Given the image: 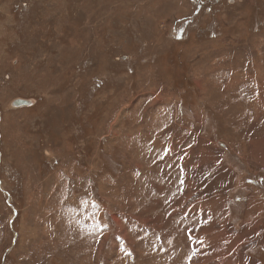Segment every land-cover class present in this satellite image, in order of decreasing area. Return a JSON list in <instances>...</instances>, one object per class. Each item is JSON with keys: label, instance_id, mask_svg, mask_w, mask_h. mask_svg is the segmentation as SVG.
I'll use <instances>...</instances> for the list:
<instances>
[{"label": "rangeland", "instance_id": "rangeland-1", "mask_svg": "<svg viewBox=\"0 0 264 264\" xmlns=\"http://www.w3.org/2000/svg\"><path fill=\"white\" fill-rule=\"evenodd\" d=\"M0 264H264V0H0Z\"/></svg>", "mask_w": 264, "mask_h": 264}, {"label": "water", "instance_id": "water-1", "mask_svg": "<svg viewBox=\"0 0 264 264\" xmlns=\"http://www.w3.org/2000/svg\"><path fill=\"white\" fill-rule=\"evenodd\" d=\"M29 103H31L30 100H24V99H17V100L14 102L15 105H18V104H29Z\"/></svg>", "mask_w": 264, "mask_h": 264}]
</instances>
